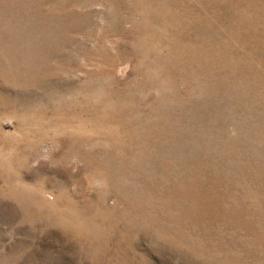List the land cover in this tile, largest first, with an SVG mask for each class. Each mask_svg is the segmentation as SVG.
<instances>
[{"label":"rangeland","instance_id":"rangeland-1","mask_svg":"<svg viewBox=\"0 0 264 264\" xmlns=\"http://www.w3.org/2000/svg\"><path fill=\"white\" fill-rule=\"evenodd\" d=\"M0 264H264V0H0Z\"/></svg>","mask_w":264,"mask_h":264}]
</instances>
